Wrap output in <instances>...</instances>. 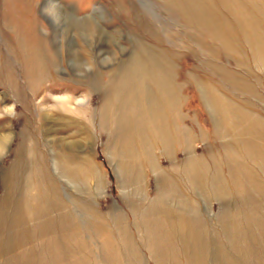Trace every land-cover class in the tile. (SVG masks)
Masks as SVG:
<instances>
[{
  "label": "rangeland",
  "instance_id": "obj_1",
  "mask_svg": "<svg viewBox=\"0 0 264 264\" xmlns=\"http://www.w3.org/2000/svg\"><path fill=\"white\" fill-rule=\"evenodd\" d=\"M0 264H264V0H0Z\"/></svg>",
  "mask_w": 264,
  "mask_h": 264
}]
</instances>
